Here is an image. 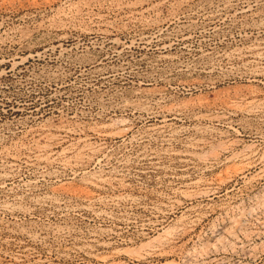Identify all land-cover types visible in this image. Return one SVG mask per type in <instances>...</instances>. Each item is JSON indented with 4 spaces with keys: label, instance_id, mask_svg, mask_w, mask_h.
<instances>
[{
    "label": "rangeland",
    "instance_id": "374dc122",
    "mask_svg": "<svg viewBox=\"0 0 264 264\" xmlns=\"http://www.w3.org/2000/svg\"><path fill=\"white\" fill-rule=\"evenodd\" d=\"M260 51L264 0H0V264H264V109L134 106Z\"/></svg>",
    "mask_w": 264,
    "mask_h": 264
},
{
    "label": "bare ground",
    "instance_id": "6f19581e",
    "mask_svg": "<svg viewBox=\"0 0 264 264\" xmlns=\"http://www.w3.org/2000/svg\"><path fill=\"white\" fill-rule=\"evenodd\" d=\"M257 55L260 58H263L264 51L257 52ZM263 75L264 64L252 67L249 66L248 63L244 62L242 66L228 67L223 69L222 72H220V74L217 76L209 78L196 87H191V89H196L202 92L206 91V93L201 95L196 100L188 99V101H171L170 96L168 93H166V89L157 86V84H160L162 81H169L167 76H161L154 79V87L140 86L137 88L138 100L144 103L139 106L137 104L134 106L135 108L145 110V108L147 109L151 105H156L162 108L163 117L165 118L170 116L177 118L184 112L194 109L204 110L205 112L217 111L224 114L225 116L256 114L264 109V98L261 97V91L258 87L259 81ZM140 84L151 85L152 83L140 80ZM201 141H205V139L199 138L196 140V142ZM215 154L214 156H218V153ZM236 154L238 153H232V155L235 157L237 156ZM6 206L8 208L10 205L7 204Z\"/></svg>",
    "mask_w": 264,
    "mask_h": 264
}]
</instances>
